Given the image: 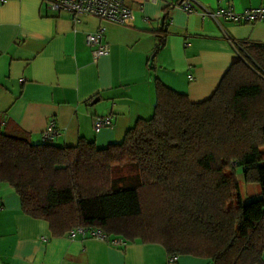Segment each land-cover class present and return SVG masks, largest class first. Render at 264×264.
I'll use <instances>...</instances> for the list:
<instances>
[{
    "label": "trees",
    "instance_id": "1",
    "mask_svg": "<svg viewBox=\"0 0 264 264\" xmlns=\"http://www.w3.org/2000/svg\"><path fill=\"white\" fill-rule=\"evenodd\" d=\"M237 44L209 98L194 103L157 83L152 116L105 149L81 138L33 144L0 121V184L53 236L92 228L169 256L263 264L264 44ZM239 175L257 196L242 195Z\"/></svg>",
    "mask_w": 264,
    "mask_h": 264
},
{
    "label": "crops",
    "instance_id": "2",
    "mask_svg": "<svg viewBox=\"0 0 264 264\" xmlns=\"http://www.w3.org/2000/svg\"><path fill=\"white\" fill-rule=\"evenodd\" d=\"M196 1L211 11L264 7V0ZM126 3L134 15L130 26L88 16L74 25L41 0H0L1 124L38 144L53 122L60 133L53 146L73 147L81 138L105 149L152 116L157 83L194 103L209 98L236 56L225 35L264 44L261 22L217 25L162 2ZM100 29L110 52L94 60L85 37ZM158 36L164 43L156 51ZM107 116L112 125L95 132V119ZM68 234L53 236L47 222L26 216L15 191L0 184V264H166L170 257L160 244L124 240L125 246L114 247ZM176 264L212 262L184 255Z\"/></svg>",
    "mask_w": 264,
    "mask_h": 264
},
{
    "label": "built area",
    "instance_id": "3",
    "mask_svg": "<svg viewBox=\"0 0 264 264\" xmlns=\"http://www.w3.org/2000/svg\"><path fill=\"white\" fill-rule=\"evenodd\" d=\"M2 1V0H1ZM43 5L52 13L67 14L74 25L80 23L83 17H93L101 21H107L120 26H130L134 20L133 11L128 7L126 0H41ZM142 3L157 4L162 2L169 8L179 9L188 15H196L201 19H210L217 25L221 21L232 22L236 24L264 23V7L249 8L241 12H234L219 8L211 11L196 0H179L177 2L166 0H139ZM232 45L236 55L239 54L237 42L233 41L228 35H225ZM85 43L91 48V54L94 60L107 56L110 52L109 45L103 42V29L96 33L87 34ZM112 125L110 116L96 118L93 124L95 132H99L105 127ZM59 130L51 122L42 133L40 141L42 143H51L56 136H59ZM69 238L74 239L79 236L82 239L92 238L99 241H106L114 247L125 246V241L121 239H108V235L99 229L77 227L69 232ZM178 256L173 255L168 258L166 264H176Z\"/></svg>",
    "mask_w": 264,
    "mask_h": 264
},
{
    "label": "rangeland",
    "instance_id": "4",
    "mask_svg": "<svg viewBox=\"0 0 264 264\" xmlns=\"http://www.w3.org/2000/svg\"><path fill=\"white\" fill-rule=\"evenodd\" d=\"M239 182H240V191L244 197L257 196L258 189H259L258 185H247V184L243 183L242 180H240ZM252 187H255V189H256L255 192L253 191L254 188H252Z\"/></svg>",
    "mask_w": 264,
    "mask_h": 264
},
{
    "label": "water",
    "instance_id": "5",
    "mask_svg": "<svg viewBox=\"0 0 264 264\" xmlns=\"http://www.w3.org/2000/svg\"><path fill=\"white\" fill-rule=\"evenodd\" d=\"M163 22H164V20L162 19V20H161V25L163 24Z\"/></svg>",
    "mask_w": 264,
    "mask_h": 264
}]
</instances>
